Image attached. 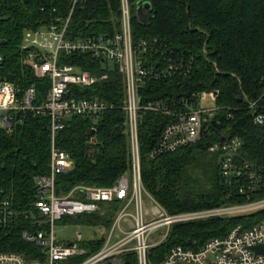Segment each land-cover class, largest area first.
Here are the masks:
<instances>
[{"label":"trees","instance_id":"1","mask_svg":"<svg viewBox=\"0 0 264 264\" xmlns=\"http://www.w3.org/2000/svg\"><path fill=\"white\" fill-rule=\"evenodd\" d=\"M135 41L157 39L169 50L184 53L193 68L186 76L153 81L142 92L145 102L163 101L173 112L199 106V94L219 90L216 100L221 132L242 142V157L261 174L264 197V124H256L251 103L264 114V0H129ZM139 2L152 6L147 25L140 22ZM73 0H1L0 54L4 70L21 89L35 86L39 101L46 100L50 80H39L21 59L24 33L57 19L64 21ZM121 0H80L71 17L72 38L121 32ZM68 64L79 65L94 75L108 72L107 80L92 87L74 86L81 97L99 98L113 105L96 116H70L56 136L57 148L70 154L73 165L57 176L58 196L79 186L111 187L124 174L132 172V149L127 118L122 106L124 76L115 65L91 55H73ZM173 115L145 112L139 120L142 181L147 192L169 214L222 206L232 201L230 189L220 171V154L212 150L217 134L204 133L193 145L152 157L163 130ZM51 118L19 114L12 134L0 130V199H10L18 218L10 229H0V251L18 252L37 258L41 249L22 240V232L33 228V219L23 212L34 211L35 178L50 172ZM236 192L237 188L233 187ZM74 198L85 201L81 193ZM123 201L101 204L99 211L65 217L72 224L112 227L124 206ZM264 218V210L250 217H226L177 223L169 237L152 249V260L161 261L177 245L193 241L205 243L224 237L239 224H252ZM106 238L84 243L90 251L103 247Z\"/></svg>","mask_w":264,"mask_h":264},{"label":"built area","instance_id":"2","mask_svg":"<svg viewBox=\"0 0 264 264\" xmlns=\"http://www.w3.org/2000/svg\"><path fill=\"white\" fill-rule=\"evenodd\" d=\"M80 0H73L72 9L64 21L57 19L24 33L20 53L22 63L39 80L48 78L50 89L45 102L39 101L35 86L21 89L4 70V55L0 54V130L14 132L19 114L31 112L34 116L51 118L50 172L35 178L37 195L34 211L23 212L25 218L33 219V228L22 232V240L38 246L37 258L29 259L18 252L0 251V264H63L74 258L88 255L79 264H264V218L252 224H239L224 237H213L205 243L193 241L188 246L177 245L167 252L161 261L152 260V249L166 241L171 228L177 223H189L226 217H250L264 210L261 192V174L258 168L242 157V142L221 132L216 100L220 91L199 94V106L173 112L163 101L145 102L142 92L148 83L162 79L188 75L193 68L184 53L169 50L157 39L135 41L132 8L129 0H121V32L114 36L98 35L87 39L72 38L71 17ZM1 19V0H0ZM73 55H91L110 65H115L124 76L125 112L132 149V172L124 174L111 187L79 186L65 196H58L57 176L67 172L73 165L69 153L57 148V133L64 129L65 118L70 116L96 117L113 107L99 98L78 96L73 87H92L108 79V72L94 75L79 65L66 61ZM207 102L208 104H204ZM256 124H264V114L259 113L256 103H251ZM155 112L173 115L175 118L163 130L152 157L175 152L199 141L204 133L217 134L212 150L220 154V171L230 189L232 201L228 204L178 214H169L147 192L142 181L139 143V120L143 113ZM233 187L237 188L235 192ZM81 193L86 200L74 198ZM154 201L158 218L145 220V200ZM123 201L115 228L97 251L81 246L82 234L77 241L63 242L56 235V224L65 217L94 213L106 202ZM151 201V202H152ZM134 208L136 214L131 211ZM10 199H0V229H10L18 218ZM120 219L128 218L133 229L124 231ZM116 226L122 238L113 242ZM164 229L160 241L149 242L154 231ZM262 246L259 252L255 247Z\"/></svg>","mask_w":264,"mask_h":264},{"label":"rangeland","instance_id":"3","mask_svg":"<svg viewBox=\"0 0 264 264\" xmlns=\"http://www.w3.org/2000/svg\"><path fill=\"white\" fill-rule=\"evenodd\" d=\"M204 104H208L207 102H204ZM221 158V156H219ZM152 201V200H151ZM149 198H146L145 200V206L147 209V213L145 215V220L150 221L155 218H158L159 211L155 208V205L152 203H155L152 201L151 203ZM131 211L136 214V211L134 208H131ZM121 212V211H120ZM118 213V216L120 214ZM118 216L115 218L112 227L108 228L107 230L102 227L97 226H88L84 224H72L70 222L66 221H60L56 224V235L60 241L63 242H74L77 241V234H82V242L80 243L81 246H84V243H88L91 241H98L102 238H108L111 234V231L115 228V225L117 224ZM119 222H121V226H123L124 231L129 232L133 229L132 222L130 219H120ZM116 233L113 238V242H117L118 239L122 238L124 235L122 234L119 227L116 226ZM164 232V229H159L158 231H154L152 235L150 236L149 242L151 244H156L160 241V237L162 236ZM85 247V246H84ZM88 255L74 258L68 262H65L63 264H79L82 261H84Z\"/></svg>","mask_w":264,"mask_h":264},{"label":"water","instance_id":"4","mask_svg":"<svg viewBox=\"0 0 264 264\" xmlns=\"http://www.w3.org/2000/svg\"><path fill=\"white\" fill-rule=\"evenodd\" d=\"M137 17L139 18L140 22L147 25L153 16L151 15L152 6L148 2H139L136 7ZM263 249L262 246L255 247L257 252Z\"/></svg>","mask_w":264,"mask_h":264},{"label":"crops","instance_id":"5","mask_svg":"<svg viewBox=\"0 0 264 264\" xmlns=\"http://www.w3.org/2000/svg\"><path fill=\"white\" fill-rule=\"evenodd\" d=\"M152 203V202H151ZM153 204V203H152Z\"/></svg>","mask_w":264,"mask_h":264}]
</instances>
